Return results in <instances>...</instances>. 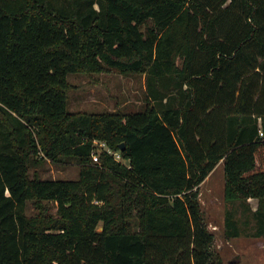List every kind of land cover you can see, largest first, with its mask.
Instances as JSON below:
<instances>
[{"label":"trees","instance_id":"1","mask_svg":"<svg viewBox=\"0 0 264 264\" xmlns=\"http://www.w3.org/2000/svg\"><path fill=\"white\" fill-rule=\"evenodd\" d=\"M111 70L139 111L68 110V74ZM263 150L264 0H0V264H224L199 188L223 162L226 236L238 207L264 236Z\"/></svg>","mask_w":264,"mask_h":264},{"label":"rangeland","instance_id":"2","mask_svg":"<svg viewBox=\"0 0 264 264\" xmlns=\"http://www.w3.org/2000/svg\"><path fill=\"white\" fill-rule=\"evenodd\" d=\"M67 78L70 84V112H127L139 111L144 106L143 75H123L111 70L101 74L70 73ZM106 148L109 147L106 145ZM100 150L103 149L97 146L96 151L100 153ZM258 160V164L264 167V150L260 152ZM35 171L44 179L77 180L80 177V166L72 161L65 163L47 159L46 164L33 169L32 174ZM224 190L225 174L221 162L199 188V198L208 229L215 234L216 253L224 264H264V236H255L256 227L251 212H244L243 207H238L235 218L238 220L241 234L233 238L226 236L225 216L229 206L224 198ZM250 202L256 208V202ZM50 207L51 213L56 215L57 206L50 203ZM29 212L35 213L32 205Z\"/></svg>","mask_w":264,"mask_h":264},{"label":"built area","instance_id":"3","mask_svg":"<svg viewBox=\"0 0 264 264\" xmlns=\"http://www.w3.org/2000/svg\"><path fill=\"white\" fill-rule=\"evenodd\" d=\"M94 145L95 146H100L101 149H103V150L107 151L109 154L113 155L115 160H117L118 162H121V163H124V164L126 163L125 160L122 157L121 152L120 151H113V150H111L109 148H106V143L105 142H101V141L95 140L94 141ZM92 158H93V163H100V154L96 150L93 151Z\"/></svg>","mask_w":264,"mask_h":264},{"label":"water","instance_id":"4","mask_svg":"<svg viewBox=\"0 0 264 264\" xmlns=\"http://www.w3.org/2000/svg\"><path fill=\"white\" fill-rule=\"evenodd\" d=\"M120 150H121V151L125 150V144H121V145H120Z\"/></svg>","mask_w":264,"mask_h":264}]
</instances>
